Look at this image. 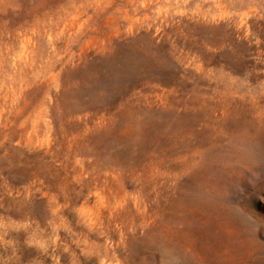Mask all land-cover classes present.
<instances>
[{
  "label": "rangeland",
  "instance_id": "1",
  "mask_svg": "<svg viewBox=\"0 0 264 264\" xmlns=\"http://www.w3.org/2000/svg\"><path fill=\"white\" fill-rule=\"evenodd\" d=\"M0 264H264V0H0Z\"/></svg>",
  "mask_w": 264,
  "mask_h": 264
}]
</instances>
